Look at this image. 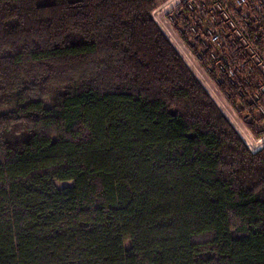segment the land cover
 Listing matches in <instances>:
<instances>
[{"label": "trees", "instance_id": "1", "mask_svg": "<svg viewBox=\"0 0 264 264\" xmlns=\"http://www.w3.org/2000/svg\"><path fill=\"white\" fill-rule=\"evenodd\" d=\"M154 6L0 0V264H264V145Z\"/></svg>", "mask_w": 264, "mask_h": 264}, {"label": "built area", "instance_id": "2", "mask_svg": "<svg viewBox=\"0 0 264 264\" xmlns=\"http://www.w3.org/2000/svg\"><path fill=\"white\" fill-rule=\"evenodd\" d=\"M159 9L189 68L211 73L218 87L235 86L264 114V0H164Z\"/></svg>", "mask_w": 264, "mask_h": 264}, {"label": "rangeland", "instance_id": "3", "mask_svg": "<svg viewBox=\"0 0 264 264\" xmlns=\"http://www.w3.org/2000/svg\"><path fill=\"white\" fill-rule=\"evenodd\" d=\"M163 2L164 0H155V6L152 10L154 13L153 19L158 24V26L160 27L162 32L165 34V36H167L169 39L172 36L175 39L170 29L171 25L163 19L162 11L159 9L161 8ZM155 8L156 10L154 11ZM174 39L173 40L171 39L172 40L171 42L173 43V45H175L176 43L174 42ZM183 52L184 54H186V52L182 49V53ZM191 65H192V68H191L192 72L194 73V69L196 70L195 71L196 74L194 73L195 76L202 82V84L207 89L208 93L213 98L215 103L219 106V108L222 110L224 115L229 119L232 125L237 129V131L242 136L243 140L248 145L250 150L256 151L259 148H261L264 145V133L259 138H256L250 132V130L246 127L242 117L245 118L246 122H250V121L253 122L255 124V128H257L258 130H261L264 128V120H257L258 116L255 114H251L249 110L247 109L241 111L242 114H239V111L236 110L239 107L234 108L233 106H231L230 102L226 100L225 97L222 96V94H220L219 92L220 89L218 87V84H216V82L214 81L212 74L209 72L204 73L201 69H199L197 65L193 63H191ZM232 107L234 111L232 110ZM244 108H247V107H244Z\"/></svg>", "mask_w": 264, "mask_h": 264}, {"label": "bare ground", "instance_id": "4", "mask_svg": "<svg viewBox=\"0 0 264 264\" xmlns=\"http://www.w3.org/2000/svg\"><path fill=\"white\" fill-rule=\"evenodd\" d=\"M151 15H152V17H153V15H154V13H153V11H151ZM167 37V36H166ZM168 38V37H167ZM174 39L172 36L170 37V39L168 38V40L171 42L172 40ZM174 42H176V41H174ZM171 44L173 45V43L171 42ZM174 46V48L176 49V47H175V45H173ZM177 52L180 54V56L183 58V60H184V53H182V49H181V47H180V45L178 44V46H177ZM182 53V54H181ZM202 83V82H201Z\"/></svg>", "mask_w": 264, "mask_h": 264}]
</instances>
